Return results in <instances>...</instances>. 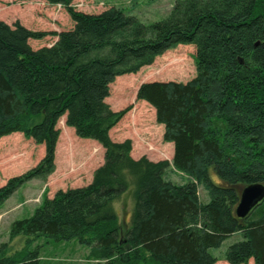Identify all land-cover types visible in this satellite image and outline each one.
<instances>
[{"label":"trees","instance_id":"obj_1","mask_svg":"<svg viewBox=\"0 0 264 264\" xmlns=\"http://www.w3.org/2000/svg\"><path fill=\"white\" fill-rule=\"evenodd\" d=\"M43 1L60 6L73 30L0 21V139L18 133L45 148L34 168L0 187V207L27 182L54 172L63 116L77 138L103 148L104 162L87 186L58 191L14 221L0 264H39L40 238L75 241L95 264H216L221 258L212 251L234 235L241 239L224 262L264 264V200L246 218L235 216L240 189L264 185V0H177L166 19L150 25L115 8L89 15L73 0ZM48 36L57 39L50 47L29 46ZM189 45L192 80L144 83L136 91L163 126V141L173 144L171 164L133 160L129 141L109 138L124 114L105 103L109 85ZM169 168L188 182L166 179ZM130 187L133 208L123 229L113 205ZM199 187L208 202L201 203ZM19 237L24 242L12 248Z\"/></svg>","mask_w":264,"mask_h":264},{"label":"rangeland","instance_id":"obj_2","mask_svg":"<svg viewBox=\"0 0 264 264\" xmlns=\"http://www.w3.org/2000/svg\"><path fill=\"white\" fill-rule=\"evenodd\" d=\"M177 0H73L77 12L98 15L110 8L133 17L142 25H150L166 19ZM0 21L12 26L18 23L28 30L61 33L73 30V22L60 7H52L42 0H0ZM57 39L48 36L40 41H29L33 50L52 45ZM193 46H178L157 57L153 64L141 68L136 74L115 78L109 85L105 103L115 113L124 112L119 122L109 131L114 143L130 142V157L133 160L145 158L150 162L172 159V144L163 141L164 128L155 121L154 110L145 102L136 100V91L141 84L151 82L187 83L195 77ZM64 116L56 128L60 131L55 148V170L52 178L45 182L30 181L19 188L0 207V245L9 239L10 225L16 220L29 218L45 199H52L58 191L78 189L87 186L96 168L104 162V150L91 149L90 140L79 139L74 131L63 124ZM87 141V142H86ZM92 142V141H90ZM94 142V141H93ZM43 150V154L42 151ZM26 156L19 159L23 153ZM45 148L35 145L22 135L0 141V187L8 179L20 176L34 168L44 157ZM90 179V181H89ZM166 179L176 185H184L188 179L169 168ZM216 182V177L211 174ZM237 189V188H236ZM240 188H238L239 190ZM242 188L239 191L241 192ZM130 187L120 202L113 205L118 223L125 229L133 208ZM201 203L208 202V196L198 188ZM234 235L224 241L213 255L221 258L216 264H227L222 260L226 249L239 241ZM24 238L19 237L12 244L17 249ZM11 246V244H10ZM39 264H95L87 259L89 250L75 241L53 243L44 238L37 239ZM248 264H253L249 261Z\"/></svg>","mask_w":264,"mask_h":264},{"label":"water","instance_id":"obj_3","mask_svg":"<svg viewBox=\"0 0 264 264\" xmlns=\"http://www.w3.org/2000/svg\"><path fill=\"white\" fill-rule=\"evenodd\" d=\"M264 200V185L252 184L242 188L238 204L235 207V216L238 219L246 218L249 213Z\"/></svg>","mask_w":264,"mask_h":264},{"label":"crops","instance_id":"obj_4","mask_svg":"<svg viewBox=\"0 0 264 264\" xmlns=\"http://www.w3.org/2000/svg\"><path fill=\"white\" fill-rule=\"evenodd\" d=\"M42 1H43V0H42ZM52 7H58V6H52ZM50 46H51V45H49V46H47V47H50ZM64 122H65V117H64V119H63V124H64ZM72 130H73V129H72ZM18 135H21V134L15 133V134H12V135H10V136H6V137L1 138L0 141H1V140H4V139L6 140L7 138H10V137H13V136H18ZM90 141H92V140H90ZM90 141H89L88 143L92 144V145H90V146H92L91 149L94 148V149H96V150H100V148H99L100 145H99L98 143H96L95 141H94V142H93V141L90 142ZM86 142H87V141H86ZM171 144H172V143H171ZM39 147L42 148V147H44V145H39ZM100 147H101V146H100ZM172 147H173V144H172ZM55 148H56V147H55ZM41 151H42V154H43V150H42V149H41ZM24 156H26V153H25V152L23 153V155H21V157H19V159L23 158ZM172 157H173V149H172ZM42 158H43V157H42ZM42 158H40V160H41ZM171 161H172V159H171ZM171 161L169 162L170 164H171ZM101 166H102V165H101ZM99 167H100V166H99ZM99 167H98V168H99ZM98 168H96V169H98ZM96 169H95V170H96ZM95 170H94V171H95ZM92 175H93V174H92ZM91 177H92V176H91ZM50 178H52V176H50L49 179H50ZM33 181H36V180H33ZM89 181H90V179H89ZM91 181H92V179H91ZM39 182H40V181H39ZM89 184H90V183H89ZM84 187H85V186H84ZM81 188H82V187H81Z\"/></svg>","mask_w":264,"mask_h":264},{"label":"built area","instance_id":"obj_5","mask_svg":"<svg viewBox=\"0 0 264 264\" xmlns=\"http://www.w3.org/2000/svg\"><path fill=\"white\" fill-rule=\"evenodd\" d=\"M58 7H60V6H58Z\"/></svg>","mask_w":264,"mask_h":264}]
</instances>
